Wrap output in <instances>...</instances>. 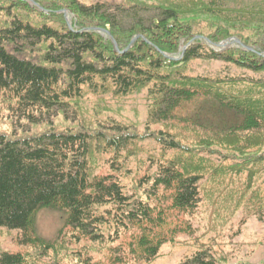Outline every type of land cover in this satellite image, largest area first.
Masks as SVG:
<instances>
[{"label": "trees", "instance_id": "obj_1", "mask_svg": "<svg viewBox=\"0 0 264 264\" xmlns=\"http://www.w3.org/2000/svg\"><path fill=\"white\" fill-rule=\"evenodd\" d=\"M27 1L35 5L29 11L38 9L36 22L20 11L25 1L0 0V227L22 230L32 251L2 253L0 264H41L50 254L58 259L61 231L53 242L28 236L42 209L62 213L74 244L104 247L115 263L127 253L145 264L172 236L164 229L168 214L191 216L206 200L216 204L219 184L243 176L237 189L222 191L235 204L252 201L248 194L264 165L263 2ZM62 9L78 19L68 25ZM145 13L154 17L144 21ZM124 16L133 21L128 27ZM231 38L239 44L212 49ZM194 60L244 73L185 75ZM143 90L148 124L165 131L127 132L117 124L89 130L77 119L76 102L86 95L117 99ZM193 103L195 121L181 120L200 132L186 143L168 121ZM59 117L68 127L54 123ZM151 139L150 170L132 190L129 157ZM100 165L108 173L97 175ZM128 233L124 251L119 240ZM81 255L77 264H90ZM183 264L218 259L201 247Z\"/></svg>", "mask_w": 264, "mask_h": 264}, {"label": "rangeland", "instance_id": "obj_2", "mask_svg": "<svg viewBox=\"0 0 264 264\" xmlns=\"http://www.w3.org/2000/svg\"><path fill=\"white\" fill-rule=\"evenodd\" d=\"M25 3L20 11L28 13L36 22L37 12L33 9L29 11V7H35L34 3L23 0ZM95 0H81L84 3H92ZM101 2H114L120 0H99ZM246 2L255 3L264 0H245ZM26 6V7H25ZM29 11V12H28ZM34 12L36 14H34ZM60 13L68 25L78 17L70 11V9H62ZM42 17V16H41ZM144 21H148L154 17L153 13H145L142 15ZM184 17V18H189ZM202 18V17H201ZM197 19V17H196ZM121 22L124 27H128L133 21L129 17H123ZM73 25V24H72ZM82 25V24H81ZM80 25V26H81ZM93 28V27H91ZM108 33V32H107ZM106 32L102 33V38ZM239 44L236 38L229 41H222L218 46H213L215 51H221L232 46L231 43ZM230 43V44H229ZM187 45L182 44L179 50L184 51ZM175 58H180L174 54ZM185 75L193 77H216L228 73L229 75H240L241 71L232 66H225L221 62L194 60L187 64L184 69ZM264 75V73L262 74ZM150 101L147 98L146 90L139 94H135L125 98H113L105 96L103 98L86 95L80 101L76 102L78 110V121L84 123V127L89 130H102L101 124L107 126L109 124H117L123 127L127 132L145 133L148 129L153 131H165L161 124L149 125L147 121ZM196 104L187 106L182 113L177 112L169 124H172L171 132L181 133L186 143L194 142V138L199 134L198 128H185L181 119H191L195 121ZM181 115V116H180ZM70 116V114H69ZM184 122V121H183ZM54 123L59 126L68 127L69 121H64L62 117L55 119ZM3 126L4 129H7ZM136 146L138 149L132 150L133 154L129 157L128 169L132 170V175L127 182L130 188L135 189L131 183H135L141 179L150 167L147 158L149 154L155 151L156 145L154 141L140 142ZM96 159V158H95ZM143 164V167L139 166ZM147 163V164H146ZM264 164V163H262ZM96 169L97 175L108 173L106 167ZM260 174L256 178L252 190L253 194H248L251 202L246 203L247 197L240 204L226 198L223 187L229 189H237L242 181L234 179L232 184H219L218 201L213 204L206 200L196 211L194 215H184L181 213H171L167 216V225L164 229L172 236L159 248L158 256L145 264H183L189 260L192 254L201 247H209L212 249L218 264H264V165ZM131 190V191H132ZM65 218L61 212L51 209H42L35 216L33 228L28 232V236L38 238L43 242H53L61 231L60 245H63L59 251L58 259H54L52 254L49 257L40 259L41 264H77V257L81 255V247L87 246L81 261L89 259L90 264H136V262L127 253L120 258L119 263L113 262V256L104 247L91 246L88 242L82 241L74 244L69 239V228L65 226ZM175 229L174 231H172ZM172 232V233H171ZM24 233L22 230L8 229L0 227V255L2 253H29L31 248L29 244L23 243ZM66 237V238H65ZM64 238V240H63ZM130 241V234L122 236L119 240L121 249L127 251V245ZM68 248L66 251L65 248Z\"/></svg>", "mask_w": 264, "mask_h": 264}]
</instances>
